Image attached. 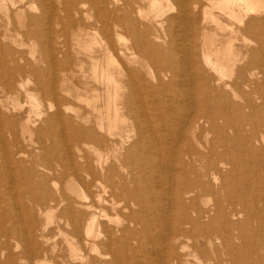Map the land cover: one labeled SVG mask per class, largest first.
Here are the masks:
<instances>
[{
    "label": "bare ground",
    "instance_id": "1",
    "mask_svg": "<svg viewBox=\"0 0 264 264\" xmlns=\"http://www.w3.org/2000/svg\"><path fill=\"white\" fill-rule=\"evenodd\" d=\"M0 179L66 264H264V0H0Z\"/></svg>",
    "mask_w": 264,
    "mask_h": 264
},
{
    "label": "rangeland",
    "instance_id": "2",
    "mask_svg": "<svg viewBox=\"0 0 264 264\" xmlns=\"http://www.w3.org/2000/svg\"><path fill=\"white\" fill-rule=\"evenodd\" d=\"M171 14V13H170ZM17 20V19H16ZM13 23H14V25L16 26V27H18L19 28V24H17L16 22H15V19H14V21H13ZM57 27V30L59 29H61L59 26H56ZM61 31V30H60ZM60 31H59V33H60ZM62 39V37L61 38H59V40H61ZM168 38H166V40H167ZM62 41V40H61ZM183 44L184 43H186V41H184V42H182ZM188 43H189V41L187 40V44H186V46L188 45ZM62 44V45H61ZM26 45V44H25ZM22 46V45H16V47H22L23 49L25 48L26 50H28V49H30L31 47L29 46V45H27V46ZM63 42H61V43H59V47L60 46H62L63 47ZM185 45V44H184ZM190 46V45H189ZM188 46V47H189ZM28 47V48H27ZM37 47V49H38V46H36ZM62 47H60L61 49H60V52H61V50H62V53L64 52V50L62 49ZM65 47V46H64ZM63 47V48H64ZM58 53V54H62V53ZM60 58V60H61V58H63L62 57V55H58ZM86 66H88V64H86ZM32 82V83H31ZM28 85H30V86H32L33 85V81L32 80H30V82L28 81V83H27V86ZM101 93H102V90H101ZM103 95V94H102ZM12 97H16V99H19V100H21L22 99V96H20L19 98L17 97V96H12ZM238 100H239V98H238ZM21 101H23V103H25V100H21ZM103 101V102H102ZM75 102V101H74ZM99 103H100V105H102L103 103H104V98H103V96L101 97V99L99 100ZM236 111H233V113H235ZM33 119H35L36 117L35 116H33L32 117ZM37 121V122H36ZM35 122H36V124L33 126V127H35V126H38V125H40L41 123V125L40 126H46L47 124H46V122L45 121H43V120H36ZM20 135V132L19 131H17V135ZM221 136V135H220ZM26 137H27V141L26 140H21L20 141V143L19 144H21V143H23V144H21V145H23L22 147L24 148V149H28L27 151H35L36 153H38V150H39V148H37L38 147V144H37V140H36V137H37V135L36 134H34L33 135V139L32 140H34L36 143H32L31 144V142L29 141L30 139H29V136L28 135H26ZM220 138H222V137H220ZM37 139H38V137H37ZM60 139V141H61V144H62V138H59ZM50 141V140H49ZM25 146V147H24ZM26 147H28V148H26ZM71 147H74V146H71ZM75 148V147H74ZM235 150V147L233 148V151ZM35 153V154H36ZM226 173V172H225ZM234 180V179H233ZM12 181V180H11ZM11 181H6V179L5 180H1L0 179V189H3V191L2 190H0V214H1V216L2 217H4V219H5V223L1 226L0 225V262L1 263H5V264H14L15 262V264H24V263H26V264H28V261L25 259L26 258V256H28V255H34V254H36V252H37V254L38 253H40V255H45L44 257L47 259V263H45V264H66V263H68L69 262V260H68V247H67V244H66V241H65V239H64V237H65V235H66V233H69V232H67L68 231V229H69V227H61V226H64V224L62 225V224H60V221H61V219H60V216H59V210L60 209H58L57 211L55 210V216H53V218L50 220V222L48 223V224H45L44 226L42 225L43 223H44V221H43V214H42V217H40L41 218V222H42V224H40V225H42V226H38V228H35V229H29V228H20V227H18L16 224H15V226L13 225V223H11L12 222V219H10L9 217L11 216V217H15V215L14 214H16V211H19V210H25L26 208H28L31 204H32V200H31V198H30V196L29 195H31V193H30V191L29 190H27V188H24V186H25V184H24V181L23 180H20L19 182H18V184L16 185V184H14L13 182H11ZM32 181H34V183H36L37 181H36V179H34L33 178V180ZM31 181V182H32ZM237 182V180L235 179L234 180V182ZM11 183V184H10ZM3 184V185H2ZM11 185H12V188L14 187L16 190H14V189H12V188H10L11 187ZM16 185V186H15ZM18 185H20L21 186V190L20 189H17V188H19L20 186H18ZM6 190V192H5V190ZM9 189V190H8ZM11 189V190H10ZM22 189H23V191H22ZM24 189H25V192H24ZM12 191V192H11ZM16 191V192H15ZM20 193H19V192ZM29 191V192H28ZM1 193H3V194H1ZM5 193V194H4ZM8 193V194H7ZM7 194V195H6ZM14 194L16 195V196H14ZM27 194H28V196H27ZM2 195H3V198H2ZM4 195H5V197H4ZM9 195V196H8ZM22 195V196H21ZM14 196V197H13ZM25 196V197H24ZM27 196V197H26ZM8 197V198H7ZM19 197V198H18ZM23 197V198H22ZM9 200V198H10V200H9V202H8V200ZM1 200H2V204L3 203H5V204H1ZM11 200H14V203H13V201H11ZM20 201V203H19V201ZM31 200V201H30ZM25 201H27V203L25 202ZM28 201H30L31 203H28ZM7 202V203H6ZM22 203V204H21ZM7 204V205H6ZM11 204V205H10ZM14 204V205H13ZM30 204V205H29ZM18 207H17V206ZM9 206H10V208H9ZM13 206V207H12ZM25 206V207H24ZM19 209V210H17V208ZM20 207H22V208H20ZM5 208H8V209H5ZM5 210V211H4ZM7 210V211H6ZM16 210V211H15ZM12 211V212H11ZM47 211H49V209H47ZM6 212V213H5ZM14 212V213H13ZM9 214H10V216H9ZM4 215V216H3ZM7 217H6V216ZM14 215V216H13ZM10 219V220H9ZM240 219H244V217L243 216H241L240 217ZM7 220V221H6ZM57 221V222H56ZM254 224H257L258 222L256 221V222H253ZM7 226V227H6ZM9 226H11V227H9ZM13 227V228H12ZM16 227H18V231H17V229H16ZM44 227V228H43ZM4 228H6V229H4ZM9 229V231H8V229ZM12 228V229H11ZM40 228V229H39ZM29 231H28V230ZM20 230V231H19ZM37 230V231H36ZM25 231H27L26 233H25ZM5 232V233H4ZM22 232V233H21ZM29 232V233H28ZM4 233V234H3ZM24 233V234H23ZM9 234H10V237H9ZM41 234V235H40ZM4 235V236H3ZM6 235V236H5ZM25 235V236H24ZM32 235V236H31ZM4 238H3V237ZM35 236V237H34ZM41 236V237H40ZM44 236V237H43ZM6 237V238H5ZM26 237H29V238H26ZM39 237V238H38ZM29 239V241H27ZM187 242H190V240L188 239V238H184ZM3 240H7V242L6 241H3ZM32 240V241H31ZM27 242L29 243L27 246H26V244H27ZM34 243V244H33ZM40 243V244H39ZM8 244V245H7ZM33 244V245H32ZM36 244H38V245H36ZM144 244V249H143V251L141 250V251H138V254H137V256L140 258V260L142 261V259H143V261H144V258L143 257H145V255H147V256H149V254H148V251L147 250H151L152 249V245H151V243L149 242V243H143ZM5 245V246H4ZM30 245H32V246H30ZM39 245H40V247H39ZM42 245V246H41ZM1 246H3L2 248H1ZM9 246V248H6L5 249V247H8ZM31 249H30V248ZM34 247H36V248H38V250L36 249V248H34ZM45 248L44 250H42L43 248ZM33 248V249H32ZM48 248V249H47ZM5 249V250H4ZM26 249V250H25ZM35 249V250H34ZM54 249V250H53ZM33 250V251H32ZM27 251V252H26ZM30 251V252H29ZM35 251V252H34ZM40 251V252H39ZM44 251V252H43ZM146 251V252H145ZM141 252V253H140ZM142 252H144L143 254H142ZM11 253V254H10ZM25 255H24V254ZM44 253V254H43ZM155 253V252H154ZM154 253H152V255H151V259H148V263L149 264H159V262H160V258H159V256L157 255V254H154ZM10 254V255H9ZM13 254V255H12ZM18 254V255H17ZM11 255H12V257H11ZM15 255H16V257H15ZM142 255V256H141ZM9 256H10V258H9ZM18 256L20 257V258H18ZM25 257V258H23V257ZM21 257H22V259H21ZM6 258V261H4V259ZM15 261H14V260ZM17 259V260H16ZM14 261V262H13ZM0 263V264H1ZM36 264H39V263H36ZM42 264V263H41ZM44 264V263H43Z\"/></svg>",
    "mask_w": 264,
    "mask_h": 264
}]
</instances>
